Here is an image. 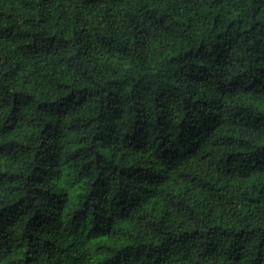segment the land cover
Instances as JSON below:
<instances>
[{"label": "trees", "instance_id": "1", "mask_svg": "<svg viewBox=\"0 0 264 264\" xmlns=\"http://www.w3.org/2000/svg\"><path fill=\"white\" fill-rule=\"evenodd\" d=\"M0 264H264V0H0Z\"/></svg>", "mask_w": 264, "mask_h": 264}]
</instances>
